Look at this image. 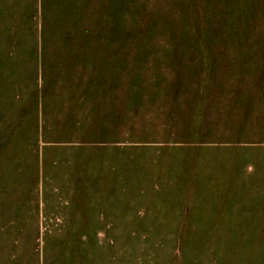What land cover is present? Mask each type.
<instances>
[{"label": "rangeland", "instance_id": "374dc122", "mask_svg": "<svg viewBox=\"0 0 264 264\" xmlns=\"http://www.w3.org/2000/svg\"><path fill=\"white\" fill-rule=\"evenodd\" d=\"M0 264H264V0H0Z\"/></svg>", "mask_w": 264, "mask_h": 264}]
</instances>
